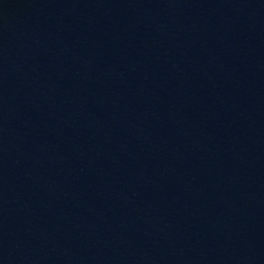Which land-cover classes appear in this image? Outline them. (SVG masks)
Instances as JSON below:
<instances>
[{
    "label": "water",
    "instance_id": "95a60500",
    "mask_svg": "<svg viewBox=\"0 0 264 264\" xmlns=\"http://www.w3.org/2000/svg\"><path fill=\"white\" fill-rule=\"evenodd\" d=\"M0 264H264V0H0Z\"/></svg>",
    "mask_w": 264,
    "mask_h": 264
}]
</instances>
